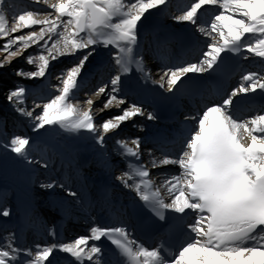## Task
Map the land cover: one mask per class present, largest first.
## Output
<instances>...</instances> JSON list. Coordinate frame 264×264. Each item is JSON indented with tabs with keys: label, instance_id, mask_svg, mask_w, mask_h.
<instances>
[{
	"label": "snow or ice",
	"instance_id": "1",
	"mask_svg": "<svg viewBox=\"0 0 264 264\" xmlns=\"http://www.w3.org/2000/svg\"><path fill=\"white\" fill-rule=\"evenodd\" d=\"M31 3L50 11L36 7L12 13L9 18L7 0H0V69L9 67L33 46L37 51L24 59L34 70L18 68L15 76L45 78L51 75L53 62L65 56L76 58L56 75V94L42 97V103L34 99L31 109L26 106L29 93L24 86L17 84L5 93L13 111L30 122L33 132H85L103 148L105 138L127 121L144 115L148 120L156 119L153 113H146L136 103L129 104L120 95L122 78L135 69L145 80L151 79L139 52V27L154 14L153 10H169L173 0ZM172 19L193 26L211 42L198 62L169 67L159 81H154L169 93L177 90L189 73L212 72L224 64V53L244 54L245 60L249 59L248 53L261 58V70L243 73L238 87L206 106L202 113L185 117L194 120L195 125L187 132L177 155L161 152L157 157L148 150L151 169H178L159 184L142 160L141 139L115 140L116 151L126 162V169L115 179L136 193L160 231L174 227L176 221H185L186 241L178 249L169 250L166 257L163 243L150 249L122 223L93 224L87 235L33 247L20 246L16 234L9 233L0 237V264H59L58 253L71 258L70 264H264V107L253 109L254 114L244 119L235 115L237 105L254 102L255 97L249 94L264 96V0H178ZM24 29L31 31L14 35ZM99 48L106 50L115 74L81 101L78 96L83 70ZM93 97L103 98L100 107H95L97 100ZM113 108L119 114L96 122V114ZM3 147L28 164L45 169L49 166L31 156L28 136L13 135ZM57 186L65 187L55 181L40 185L49 190ZM65 191L68 196L78 197L70 188ZM10 215L7 207H0V217ZM49 234L56 235L54 230ZM102 240L113 246L107 257Z\"/></svg>",
	"mask_w": 264,
	"mask_h": 264
},
{
	"label": "bare ground",
	"instance_id": "2",
	"mask_svg": "<svg viewBox=\"0 0 264 264\" xmlns=\"http://www.w3.org/2000/svg\"><path fill=\"white\" fill-rule=\"evenodd\" d=\"M177 3L178 0H173L172 5L169 6V10L163 13L153 10L154 14L149 15L147 20L141 22L142 26L139 27L138 34L139 52L143 56L145 67L149 72L150 68H148L146 63L150 54H154V60H156V63L160 62L162 64L164 71L169 67H176L173 58L183 60L177 66L186 63H196L200 59L199 56L202 52L200 47L203 44L201 40L208 38L201 37L200 40V33L196 32L193 26L182 23L178 24L172 20L169 13L174 14L172 6H176ZM197 42L198 49H190V46L195 43L197 44ZM146 43L151 45V49L144 46ZM203 48H205V45ZM229 54H222V56L227 58L224 66L220 65L212 72L189 73L178 83L177 90L171 93L160 88L157 83H154V81H159V79L153 76L151 72V79L148 80H145L135 69L128 76L123 77L121 94L130 93L133 96V100L138 101L140 105L142 104L147 112L153 113L156 117L154 105L142 96L136 87V82L144 84L151 91L166 97L172 103V109L174 110V115L167 121H161L157 117L154 120H148L147 117L143 116L135 117V125L140 127L142 124L141 141H146L147 145L151 146L154 151L159 150L167 155L178 154L185 135L178 129L177 124L179 120H176L177 114H180L182 111L188 116H196L202 113L206 106L218 101L222 92H229L231 89L238 87L243 73L261 70V65L258 63L261 58L254 57L253 54H247L249 56L248 60L243 59L244 54H235V56ZM105 66L108 67L104 68ZM104 69L105 72L114 71L115 74V69L106 50L99 48L91 69L87 73L82 74V87H85L97 75H101ZM215 72L217 73L216 76L214 75ZM249 96L257 98L259 95L257 93L249 94ZM236 99H239V97ZM253 114L254 112L252 111L251 115ZM235 115L240 118L236 111ZM187 121L190 128L195 125L194 120L188 119ZM135 128L136 126L133 127V129ZM82 133L85 138H80V140L88 141V144L80 145L76 142H66L63 140L54 144L56 166L55 170L52 171V175L54 176L53 181L57 182V184H66L67 186L63 189L59 186L51 189L53 198L50 199L49 206L55 209L57 213L47 219L51 226L45 230L44 240L48 244L68 242L78 236L87 235L89 228L93 224L108 226L122 223L129 229L133 237L146 247L151 249L160 246L159 240L158 242L156 241L157 243L150 244L152 235L142 232L139 220L134 215L131 201L133 199L139 200L136 193L124 188L112 174L108 173L106 168H102L104 157L99 151V145L95 143L88 133ZM170 143L172 144L169 145ZM161 146H167V150H161ZM141 152H143L142 148ZM159 155H161L160 152ZM149 159L148 154H146L142 160L148 165L151 172H154L155 169H151V166H149ZM119 161L118 159L117 161L115 160L114 168L119 166ZM123 161L126 167V162L124 159ZM169 167L170 169H166L165 172H158L156 175H152L157 184L168 173L178 172L175 166ZM161 173L164 175H161ZM17 181L19 182L21 191L27 194L30 190L28 183L21 182L19 178ZM69 188L78 193V197L74 200L65 194L66 191L64 190ZM30 204L33 206L30 200L27 199L24 203L25 213L20 224L27 223L28 218L26 214H30L33 211ZM51 230L55 231V237L49 234ZM20 232L21 238L27 233L24 229H20ZM38 232L43 231L38 230ZM186 239L187 236H185L184 242ZM20 244L21 242H19ZM101 246L107 257L111 250L103 243H101ZM70 259L66 254H57L59 264H70Z\"/></svg>",
	"mask_w": 264,
	"mask_h": 264
},
{
	"label": "rangeland",
	"instance_id": "3",
	"mask_svg": "<svg viewBox=\"0 0 264 264\" xmlns=\"http://www.w3.org/2000/svg\"><path fill=\"white\" fill-rule=\"evenodd\" d=\"M5 7L6 15L9 18L11 17L12 13L19 12L25 9L31 10L36 7H39L41 11H50V9H47L46 6L33 5L31 3V0H7V5ZM172 10H174V14H176V6H173ZM174 14L169 13V16L172 17ZM36 28L38 30L39 26H36ZM29 31H31V29H24L22 30V32L15 33L14 35L24 34ZM200 37L203 38L204 36L200 34ZM201 41V43L203 44L200 48L202 51H204L206 49V44L210 43L211 41L209 38L205 40L202 39ZM0 43H2V41H0ZM41 43H43V41H41ZM50 43L51 42H49V44ZM204 45L205 48H203ZM144 46H147L148 49H151V45H149L148 43H146ZM36 51L37 46H33L24 53V56L15 59L9 67L0 69V77H9V80L14 78L13 86L7 88V91L8 89L15 87L17 84L24 86L28 90L29 95L27 96L26 106L29 109L33 107L34 99L37 102L42 103L44 102V100L41 99L42 97L47 98L49 93L55 95V86L59 83V81H57L55 78L56 75L61 70L70 67L73 63L76 62V58L73 56H65L60 58L59 60L53 62L50 68L51 75H48L45 78L26 79L15 76L14 70L18 68H24L26 71L34 70V66H29L25 63L24 57H26L29 53H34ZM96 56L97 54L94 57L90 58V61L86 64L83 73H87L91 69L92 65L95 62ZM199 57L201 59V54ZM146 64L148 68H150V72L152 73V75L160 79V76L164 72L162 64L160 62L156 63V60H154L153 56L148 57ZM106 67L108 66H105L104 68ZM112 75H114V71L105 72L104 69L101 75H97L96 78L91 79L85 87H81L78 98L83 101L86 98V93L90 94L101 83L107 82ZM120 95L125 98L129 104L136 103L140 105L138 101L133 100V96H131V94L120 93ZM93 99L97 100L95 107H100L103 98L93 97ZM1 105L4 108V111L7 113L10 121L7 126H0V207H7L10 210L11 215L7 218L0 217V237H3L9 233H15L17 236V243L19 244V242H21L20 246L22 247H33L36 244H48L47 241L44 240L45 229L51 226L47 219H49V217L51 216H54L57 211L49 206L50 199L53 198L51 189L49 190L41 188L40 185L42 183H48L54 180V176L52 175V171L55 170L56 166V155L54 153L56 151L54 148V144L58 143L60 140L66 142H76L80 145L88 144L89 142L80 140V138H85L83 136V133L69 134L54 129H49L48 131L40 130L39 132H33L30 126V122L27 119L20 117L13 111L6 100L5 95L4 102H2ZM126 106L127 105H125V107ZM141 106L143 107L142 104ZM39 111L40 109H37V112ZM145 112L147 113L146 109ZM114 114H119L115 108L111 109L110 111L104 112L102 115L96 114V122L100 123L105 118ZM143 117H146V115H144ZM135 123L136 118L127 121L121 126V129L118 132L111 133L105 138V145L103 148L98 146L99 151L104 157L102 168H106L108 173L112 174L114 177L120 175L121 172L126 169L123 158L116 151L115 140L134 137L140 138L142 124L140 125V127H137ZM134 126H136L135 129H133ZM13 135L28 136L31 142V156L36 160L48 162V168L45 169L39 164L35 163L28 164L27 162L19 160L14 154L6 151L3 145L7 143L10 137ZM141 148L143 149L142 159L146 154H148L149 149L153 150L151 146L147 145L146 141H142ZM158 151L159 150H153V155L159 157L160 155ZM172 155H177V153H173ZM117 159L118 161L120 160L119 166L114 168L113 165L115 164L114 162L115 160L117 161ZM149 166H151V164H149ZM165 169L168 170L170 169V167L167 166L156 168L155 171L152 172V175H156L158 172H165ZM166 173L168 172L166 171ZM169 174L173 175L176 173L170 172L167 175ZM18 178L21 182H27L28 186H30V190L27 194L21 191L19 182L17 181ZM163 179L165 178H162L161 180ZM64 186L66 187L67 185L64 184ZM64 191H62V193H64ZM75 198L70 196V199L74 200ZM27 199H29L33 204V206L30 204L33 211H31L30 214H26L28 218L27 223L20 224L23 218V214L25 213L24 203ZM45 222L47 223L44 224ZM43 227L45 228L42 229ZM20 229H24L27 232L22 238L20 236ZM38 230H42L43 232H38Z\"/></svg>",
	"mask_w": 264,
	"mask_h": 264
},
{
	"label": "trees",
	"instance_id": "4",
	"mask_svg": "<svg viewBox=\"0 0 264 264\" xmlns=\"http://www.w3.org/2000/svg\"><path fill=\"white\" fill-rule=\"evenodd\" d=\"M13 79L14 78L9 80V77H4V76L0 77V126H7L9 124V121H10V119L8 118L7 113L4 111V108L2 107L1 103L4 102V95L7 92V88H9L10 86H13V84H14Z\"/></svg>",
	"mask_w": 264,
	"mask_h": 264
}]
</instances>
